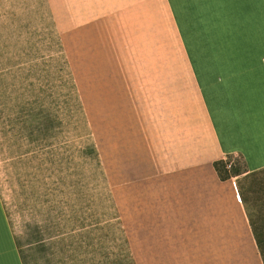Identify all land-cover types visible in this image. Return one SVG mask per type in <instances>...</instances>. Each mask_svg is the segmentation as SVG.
Returning <instances> with one entry per match:
<instances>
[{
	"label": "rangeland",
	"instance_id": "1",
	"mask_svg": "<svg viewBox=\"0 0 264 264\" xmlns=\"http://www.w3.org/2000/svg\"><path fill=\"white\" fill-rule=\"evenodd\" d=\"M52 6L0 0V198L23 263L264 264V246H181L138 234L137 220L124 223L116 207V131L139 132L153 150L154 140L172 141L181 122L206 123L163 6L155 7V42L145 41L141 27L134 35L130 27L128 41L116 34L113 11L103 17L102 37L90 33L93 19L81 10L69 13L62 33ZM249 34H264V27ZM66 38L81 56L78 73ZM222 47L243 50L246 43ZM195 62L209 78L214 60ZM228 160L233 169L235 158Z\"/></svg>",
	"mask_w": 264,
	"mask_h": 264
},
{
	"label": "crops",
	"instance_id": "2",
	"mask_svg": "<svg viewBox=\"0 0 264 264\" xmlns=\"http://www.w3.org/2000/svg\"><path fill=\"white\" fill-rule=\"evenodd\" d=\"M50 2L62 33L69 13L81 10L89 23L93 19L90 33L102 37L103 17L113 11L116 34L128 41L130 27L132 35L141 27L147 42L161 36L155 7L162 5L194 77L204 127L181 122L173 140H154L153 150L139 132L116 131L114 198L124 223L137 220L138 234L181 246H264V34H249L250 27H264V0ZM226 43L246 48H223ZM64 47L78 73L74 60L80 54L68 38ZM203 59L214 60L209 78L195 62ZM87 96L84 92L86 106ZM98 137L105 156L106 143ZM230 157H235L231 172L225 167ZM216 163L224 165L221 173ZM0 264H24L1 198Z\"/></svg>",
	"mask_w": 264,
	"mask_h": 264
},
{
	"label": "trees",
	"instance_id": "3",
	"mask_svg": "<svg viewBox=\"0 0 264 264\" xmlns=\"http://www.w3.org/2000/svg\"><path fill=\"white\" fill-rule=\"evenodd\" d=\"M225 167H226V165H225ZM215 168H216V170H217L219 173H221L222 170L224 169V165L219 164V163H216V164H215Z\"/></svg>",
	"mask_w": 264,
	"mask_h": 264
},
{
	"label": "built area",
	"instance_id": "4",
	"mask_svg": "<svg viewBox=\"0 0 264 264\" xmlns=\"http://www.w3.org/2000/svg\"><path fill=\"white\" fill-rule=\"evenodd\" d=\"M233 158H235V157H233ZM225 165H226V169L228 171H231V169H232V163L228 159L225 160Z\"/></svg>",
	"mask_w": 264,
	"mask_h": 264
}]
</instances>
